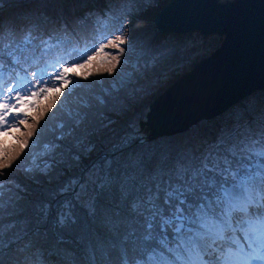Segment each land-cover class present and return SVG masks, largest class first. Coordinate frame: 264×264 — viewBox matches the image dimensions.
Wrapping results in <instances>:
<instances>
[{
	"label": "snow or ice",
	"instance_id": "6c2138e0",
	"mask_svg": "<svg viewBox=\"0 0 264 264\" xmlns=\"http://www.w3.org/2000/svg\"><path fill=\"white\" fill-rule=\"evenodd\" d=\"M30 3L0 0V264H264V101L150 136L158 0Z\"/></svg>",
	"mask_w": 264,
	"mask_h": 264
},
{
	"label": "water",
	"instance_id": "95a60500",
	"mask_svg": "<svg viewBox=\"0 0 264 264\" xmlns=\"http://www.w3.org/2000/svg\"><path fill=\"white\" fill-rule=\"evenodd\" d=\"M153 20L160 32L199 31L223 39L151 102L150 136L184 131L264 89V0H169Z\"/></svg>",
	"mask_w": 264,
	"mask_h": 264
},
{
	"label": "rangeland",
	"instance_id": "374dc122",
	"mask_svg": "<svg viewBox=\"0 0 264 264\" xmlns=\"http://www.w3.org/2000/svg\"><path fill=\"white\" fill-rule=\"evenodd\" d=\"M11 1L14 0H4L5 7L10 4ZM24 0H20L22 2ZM27 2L26 9L31 7L30 0ZM169 0H158L159 6L154 9L150 13V23L149 28L154 29L156 33H160L157 26L154 23L155 14L166 5ZM69 10H74L69 5ZM23 11V10H22ZM17 12V11H16ZM163 36L160 38L161 42L169 43L172 48L175 50L174 55L171 59L172 66L175 68L174 71L171 72V75L168 76L166 82L162 83L158 89L146 99L142 101V103L137 104L135 107L140 109L143 113L141 115V120L144 124V129L146 134L150 135L152 129L149 127L150 123L146 120V115L148 112V107L151 102L161 93L163 92L169 85H171L177 78H179L182 74L189 71L200 59L206 57L211 52H213L221 43L223 36L219 34H208L204 35L199 31H190L188 34H185L183 38H180L173 32H168L162 34ZM94 71V70H93ZM250 100H255L257 102L264 101V89H256L244 96L243 98L237 100L228 108H226L222 113L211 117L205 118L197 121L190 125L186 130L171 133L166 135H159L157 138L162 139H183L186 136L190 135H203L211 133L214 128L221 122L230 112L242 108L245 104H247ZM45 101L41 99L39 103H44ZM147 121V122H146ZM151 136H154L153 134ZM12 139L11 135L6 137L4 143H8L9 140ZM16 141H14V144Z\"/></svg>",
	"mask_w": 264,
	"mask_h": 264
},
{
	"label": "trees",
	"instance_id": "16d2710c",
	"mask_svg": "<svg viewBox=\"0 0 264 264\" xmlns=\"http://www.w3.org/2000/svg\"><path fill=\"white\" fill-rule=\"evenodd\" d=\"M19 1L20 0L11 1L10 4H8V6L3 9L4 14H10V13H14L16 11L26 10V7H28L27 6V2H29V1H26V0H24L22 2H19ZM168 32H172V31L160 32V33H157V34H158L159 38H161L163 36L162 34H165V33H168ZM189 32H185V33L173 32V33L176 34L177 36H179L180 38H183L185 36V34H188ZM5 139H6V137L0 136V146L13 145L14 144V140L13 139H10L8 143H4Z\"/></svg>",
	"mask_w": 264,
	"mask_h": 264
}]
</instances>
